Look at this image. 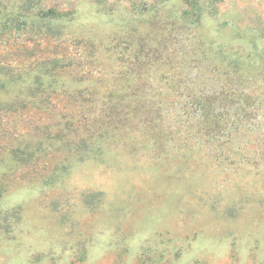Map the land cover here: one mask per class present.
I'll return each mask as SVG.
<instances>
[{"label":"trees","instance_id":"trees-1","mask_svg":"<svg viewBox=\"0 0 264 264\" xmlns=\"http://www.w3.org/2000/svg\"><path fill=\"white\" fill-rule=\"evenodd\" d=\"M220 2L94 0L98 13L123 15L124 43L103 64L100 43L77 34L72 8L0 0V203L20 186L44 189L31 203L0 207V233L32 221L30 210L55 212L68 225L48 193L119 146L155 152L180 140L221 155L255 141L263 148L264 117L248 116L255 104L264 114L263 41L235 33L236 25L219 40ZM165 49L177 78L171 89L172 72L161 82L153 60ZM92 78L99 86L89 90L83 85ZM171 96L174 107L166 104Z\"/></svg>","mask_w":264,"mask_h":264},{"label":"rangeland","instance_id":"rangeland-1","mask_svg":"<svg viewBox=\"0 0 264 264\" xmlns=\"http://www.w3.org/2000/svg\"><path fill=\"white\" fill-rule=\"evenodd\" d=\"M43 2L76 11L77 34L100 43L103 64V56L111 57L115 46L123 45L121 12L98 13L94 0ZM218 5L219 40L228 41L229 25H236L235 33L262 40L264 47L258 38L264 35V0H221ZM167 51L153 60L161 82L164 73L172 72L171 89L177 78L175 66L164 64ZM97 83L93 79L83 86L93 90ZM172 102L178 100L171 96L166 104ZM252 107L249 117H264L258 114L261 106ZM256 144L246 151L234 148L230 155L180 140L155 152L145 145L135 153L119 146L102 163L77 166L58 191L48 193L49 201L67 211L68 225L57 221L61 216L55 212L30 210L32 221L12 234L0 233V264H264V146ZM43 191L17 187L0 207L31 203Z\"/></svg>","mask_w":264,"mask_h":264}]
</instances>
